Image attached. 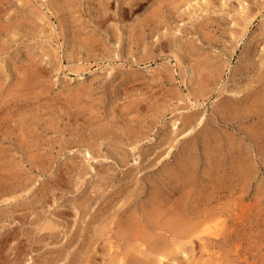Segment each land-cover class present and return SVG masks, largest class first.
Listing matches in <instances>:
<instances>
[{
	"label": "rangeland",
	"instance_id": "374dc122",
	"mask_svg": "<svg viewBox=\"0 0 264 264\" xmlns=\"http://www.w3.org/2000/svg\"><path fill=\"white\" fill-rule=\"evenodd\" d=\"M191 260L264 264V0H0V264Z\"/></svg>",
	"mask_w": 264,
	"mask_h": 264
},
{
	"label": "bare ground",
	"instance_id": "6f19581e",
	"mask_svg": "<svg viewBox=\"0 0 264 264\" xmlns=\"http://www.w3.org/2000/svg\"><path fill=\"white\" fill-rule=\"evenodd\" d=\"M142 231H143V230H142ZM120 234H121V233H120ZM147 236H148V235H147ZM184 251H185V250H183L182 252L184 253ZM113 253H114V252H113ZM159 254H160V253H159ZM187 255H188V254H187V252H186V253H185V256H187ZM160 256L164 258V256H162V255H160ZM159 259H160V258H158V260H159ZM169 260H170V259H169ZM167 261H168V260H167ZM190 262H191L190 264H196L194 260H191ZM109 263H110V262H109Z\"/></svg>",
	"mask_w": 264,
	"mask_h": 264
}]
</instances>
